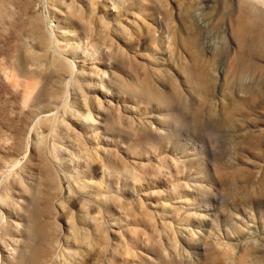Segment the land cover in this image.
I'll use <instances>...</instances> for the list:
<instances>
[{
    "label": "rangeland",
    "instance_id": "obj_1",
    "mask_svg": "<svg viewBox=\"0 0 264 264\" xmlns=\"http://www.w3.org/2000/svg\"><path fill=\"white\" fill-rule=\"evenodd\" d=\"M148 1L0 0V264H264V43Z\"/></svg>",
    "mask_w": 264,
    "mask_h": 264
},
{
    "label": "bare ground",
    "instance_id": "obj_2",
    "mask_svg": "<svg viewBox=\"0 0 264 264\" xmlns=\"http://www.w3.org/2000/svg\"><path fill=\"white\" fill-rule=\"evenodd\" d=\"M148 1V0H147ZM150 1V0H149ZM148 1V4L150 5L151 4V1L149 3ZM157 1V0H155ZM160 1V0H159ZM168 0H161L160 2L163 4V5H167L166 7H169V4H167ZM194 2V4L190 5L187 9H186V17H185V20L183 21V17H182V14H181V11L182 9L180 10V5L178 4V0H171V8H168L170 11H171V24H172V27L175 29L174 31V36L171 40H169V45H173L175 48L178 47L179 48V52L181 53V51H183V55L184 56H191V60L192 62L194 61V63L190 64L189 67H187L188 69H184L186 68V64H189V62H191L190 60L187 61V63L185 64L184 61L183 63L186 65V66H182L184 67L183 69H181V71L183 72L184 74V77L186 79V81H188L187 83L190 84V83H193L197 86H204L205 82L202 81V77H203V74H201L202 72L200 71L199 74H198V71L197 73H195L194 71L197 70L198 67H196L194 64L196 62L197 59H193V58H196V54H195V48H196V44H197V37H193L189 32L188 30L190 29H194V30H197V32L199 31H203V29H207V26L205 25L204 21L207 23L208 21L204 20L203 21V17L204 15L206 14V11L208 9H211V7L214 5H211L209 4L210 3V0H192ZM217 1V0H216ZM234 4V10L236 11V17L233 18L234 20V25H233V30L232 32L234 33L235 35V38L237 40H239L241 42L242 38H244L245 36L249 35L251 33V36L254 37L253 40H255V42L257 41H261L264 43V38L263 36L260 34L259 36L256 34V27L259 26V25H262L264 26V0H231ZM154 2V1H153ZM218 2V1H217ZM154 5V4H153ZM157 5V4H156ZM151 6V5H150ZM215 6V5H214ZM213 6V7H214ZM115 8H117L116 6H114ZM165 7V6H164ZM113 9L114 12H117L116 9ZM216 8V7H214ZM213 9V8H212ZM217 9V8H216ZM234 14V13H233ZM178 18V19H177ZM189 18V19H188ZM203 18V19H202ZM232 20H230V23H231ZM135 21L134 20H129V24H132L134 23ZM208 25V24H207ZM231 26V24H229ZM140 28V27H139ZM232 28V27H231ZM141 29V28H140ZM205 29V30H206ZM204 30V31H205ZM201 31V32H202ZM264 32V31H263ZM232 33V35H233ZM231 35V36H232ZM233 37V36H232ZM232 41V40H231ZM236 42V41H235ZM237 46H240L239 49H241L243 46H241V43L240 45L238 44ZM244 48V47H243ZM181 49V51H180ZM237 49V48H236ZM177 50V49H176ZM178 51V50H177ZM243 51V49L241 50ZM240 50H238V52H241ZM107 51H105L106 53ZM246 52V51H245ZM243 51V54H247V52L245 53ZM179 53V56H181V54ZM184 53H186L187 55H185ZM238 54V53H237ZM248 55V54H247ZM194 56V57H193ZM196 56V57H195ZM237 56V55H235ZM242 56V55H241ZM182 57V56H181ZM188 57V56H187ZM250 57V56H249ZM234 58V57H233ZM238 58H239V55H238ZM237 58V59H238ZM236 59V58H234ZM237 59L235 61H237ZM239 60V59H238ZM253 60V59H252ZM242 61V60H241ZM247 61V60H246ZM250 61V60H249ZM233 62V61H232ZM235 64V68L237 69L236 67V63L233 62ZM197 64V62H196ZM253 64V63H252ZM260 64V63H259ZM258 64V65H259ZM191 65H194V71L191 67ZM257 65V69H263V68H260L262 67V65L259 67ZM107 69H111V65L109 66V64L107 65ZM234 65L232 64V67ZM256 66V65H255ZM195 67H196V70H195ZM191 68V70L189 69ZM235 68H233L232 70H234ZM235 71V70H234ZM233 71V72H234ZM257 71V70H256ZM256 71H254L255 73H257ZM108 72V71H106ZM230 72H232L230 70ZM253 72V73H254ZM201 74V75H200ZM235 73H233L234 75ZM71 75H76V65L74 64L73 65V70H72V73ZM232 75V76H233ZM255 75V74H254ZM259 75V73H258ZM103 76V75H102ZM229 76V75H228ZM104 79L101 80V85L104 86V83H110V80L109 78L107 77V75H105L103 77ZM108 80V81H107ZM151 83L148 81L146 82L145 84H140L138 85V87H135L133 91H135L136 93H138L137 95L139 96H142L144 98H147L149 101H156L159 105H166L168 103V95L166 94V90L164 91V88L163 87H159V86H156L155 87V90H153V86L152 84L150 85ZM192 84V85H193ZM191 86V85H189ZM196 86V87H197ZM153 87V88H152ZM205 88V87H204ZM202 88V89H204ZM140 89V91H139ZM198 89V88H197ZM201 89V90H202ZM193 90V88H192ZM175 97V96H174ZM146 100V99H145ZM173 100V98L171 99ZM253 100V99H252ZM251 100V101H252ZM171 102V101H170ZM243 103V102H241ZM245 103H243L244 105ZM237 105H242L240 103H238ZM235 105V108H238L239 106ZM243 105H242V108H243ZM241 108V106L239 107ZM234 109V108H233ZM92 118V117H91ZM257 177V176H256ZM259 177V176H258ZM256 179V178H255ZM260 179V177H259ZM258 179V180H259ZM258 188H257V193H259L261 196L263 195V192H264V177H262L260 179V182H258ZM255 192V194H257ZM258 194V196L261 198V196ZM257 196V195H256ZM258 197V198H259ZM260 200V199H258ZM241 231V229H239ZM251 235H254L253 232H251ZM214 260V259H213ZM216 262L215 261H212V264H215Z\"/></svg>",
    "mask_w": 264,
    "mask_h": 264
}]
</instances>
